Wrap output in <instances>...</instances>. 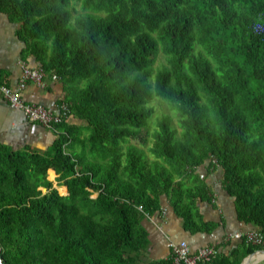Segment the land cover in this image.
Listing matches in <instances>:
<instances>
[{
    "label": "trees",
    "instance_id": "1",
    "mask_svg": "<svg viewBox=\"0 0 264 264\" xmlns=\"http://www.w3.org/2000/svg\"><path fill=\"white\" fill-rule=\"evenodd\" d=\"M0 13L73 119L44 151L0 143L2 264H183L147 258L143 222L164 197L186 232L212 233L222 219L198 205L216 169L236 220L264 237V0H0ZM154 99L174 118L147 146ZM215 248L200 264H240L264 244Z\"/></svg>",
    "mask_w": 264,
    "mask_h": 264
},
{
    "label": "crops",
    "instance_id": "2",
    "mask_svg": "<svg viewBox=\"0 0 264 264\" xmlns=\"http://www.w3.org/2000/svg\"><path fill=\"white\" fill-rule=\"evenodd\" d=\"M24 43L15 36V25L9 22L6 15L0 13V73L9 86L14 87L21 74V64L38 66L32 57L21 58ZM47 86L39 88L28 83L22 93L26 103H39L53 107L61 98L62 88L57 80L46 77ZM73 122V119L69 120ZM55 136L53 131L38 124L28 122L21 111L14 108L0 95V143L10 149L18 150L30 147L44 151L50 147ZM53 177H55L54 172ZM202 173L203 170L201 169ZM222 173L216 169L207 177V184L212 193V203H200L199 212L205 221L222 223L212 233L190 234L182 228V221L175 216L167 199H161V212L143 222L148 232L149 247L146 256L149 260H160L170 254L169 243L184 241L191 252L204 246H218L228 235L244 233L251 228L235 218L232 198L221 188ZM65 195H66V187ZM237 241V240H235ZM234 242V241H233ZM256 254V253H255ZM252 258V257H251ZM249 260L248 264L250 263Z\"/></svg>",
    "mask_w": 264,
    "mask_h": 264
},
{
    "label": "built area",
    "instance_id": "3",
    "mask_svg": "<svg viewBox=\"0 0 264 264\" xmlns=\"http://www.w3.org/2000/svg\"><path fill=\"white\" fill-rule=\"evenodd\" d=\"M260 29L259 27H257ZM47 75L40 66H29L26 63L21 64V74L18 82L14 87L0 82V95L9 102L14 108L22 112L25 119L31 124H38L55 132V126L63 121L69 122L68 107L65 103H59L53 107H45L39 103H26L22 93L26 85L30 82L39 88H45ZM52 81L56 80L55 75H51ZM215 162V160H212ZM162 213V212H161ZM244 239L245 242L252 245L264 244V237L258 230H249L244 233H235L228 235L224 241H235ZM170 254L174 263L182 262L183 264H200L213 258L217 250L214 246H204L191 252L186 242L169 243Z\"/></svg>",
    "mask_w": 264,
    "mask_h": 264
},
{
    "label": "rangeland",
    "instance_id": "4",
    "mask_svg": "<svg viewBox=\"0 0 264 264\" xmlns=\"http://www.w3.org/2000/svg\"><path fill=\"white\" fill-rule=\"evenodd\" d=\"M150 106L154 109L153 114L148 120L147 127H146L145 131L142 130L140 133V136L142 139H144V138H145V140L147 139V146L149 143L150 133L155 128L156 120L159 119L163 114L169 115L170 117L174 118L173 113L168 109L167 105L164 104L159 99H154L150 103ZM129 143L135 145L137 148L141 147L142 149H146L145 146H141V141L139 139H137L135 141L131 140ZM47 179L52 182L53 188L55 189V192L58 195H62V196L65 195V188L64 187H56V183L54 181L53 175H51V172H49V173L47 172ZM42 192H44V191L42 190ZM259 264H263V263H259Z\"/></svg>",
    "mask_w": 264,
    "mask_h": 264
},
{
    "label": "bare ground",
    "instance_id": "5",
    "mask_svg": "<svg viewBox=\"0 0 264 264\" xmlns=\"http://www.w3.org/2000/svg\"><path fill=\"white\" fill-rule=\"evenodd\" d=\"M259 263L264 264V253L257 252L256 254H254L249 264H259Z\"/></svg>",
    "mask_w": 264,
    "mask_h": 264
},
{
    "label": "water",
    "instance_id": "6",
    "mask_svg": "<svg viewBox=\"0 0 264 264\" xmlns=\"http://www.w3.org/2000/svg\"><path fill=\"white\" fill-rule=\"evenodd\" d=\"M42 190H43L44 192H46L45 189H42ZM44 192H43V193H44ZM257 252L264 253V251H257ZM257 252H255V253H257ZM255 253H253V254L248 255L247 257H245V258L241 261L240 264H248L249 260L251 259V257H252ZM0 264H2L1 259H0Z\"/></svg>",
    "mask_w": 264,
    "mask_h": 264
}]
</instances>
